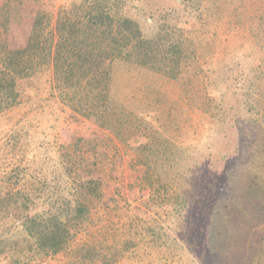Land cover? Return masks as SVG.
I'll list each match as a JSON object with an SVG mask.
<instances>
[{
  "label": "trees",
  "instance_id": "1",
  "mask_svg": "<svg viewBox=\"0 0 264 264\" xmlns=\"http://www.w3.org/2000/svg\"><path fill=\"white\" fill-rule=\"evenodd\" d=\"M32 1L38 3L40 0H9L8 6L4 5L1 11L7 17L5 29L9 28L13 15L16 17L21 13L19 7ZM178 1L198 8L191 16H182L175 21L171 15H161L151 39L144 38L139 21L126 14L129 4L153 20L155 12L147 11L145 0H81L73 3L58 16L57 38L53 34L40 36L42 38L35 34L23 48L6 47L0 52V102L10 106L18 104L27 95L37 96L38 89L31 79L53 65L61 102L72 105L85 101L102 117L108 118L115 97L110 93L108 83L97 74L107 62L184 82L185 75L193 77L201 71L196 68L201 59L199 48L206 47V37L200 28H185L193 16L205 13V18L213 20L217 26L224 25L221 23L224 18L228 19L227 34L234 27L231 23L243 16L244 23L239 29L244 37L240 39V47L248 50L245 59L254 57L256 62L249 78H244L241 83L247 110L245 116L248 117L233 124L239 139L236 159L217 155L210 161L193 163L194 147L183 148L168 140L160 141L156 146L148 142L136 149L142 152V160L151 177L170 181L175 193V198L168 199L163 206L165 219L186 209L188 200L198 190L203 201L207 198L205 204L211 199L219 207L214 219L220 235L219 247L213 255L215 264H244L248 260L246 254L228 248L227 223L253 204L246 185L264 183V164L251 156L261 153L264 157L261 119L264 114V0H260L257 12L250 14L248 9L247 16L243 10L247 0ZM111 28H116L126 42L117 51H109ZM219 34L218 30H213V39ZM203 89L206 98L201 112L212 121V126H222L225 122L222 108L226 102L225 94L220 93V82L211 79ZM217 92L220 93L218 97ZM214 130L220 134L213 133L212 140L221 135L218 129ZM93 150L95 155L92 156ZM107 155L98 141L75 137L56 146L55 153L48 159L36 164L31 161L33 164L29 168H14L0 179V264H42V259L57 255L67 256V264H119L131 255L153 258L163 249L171 250V245H166L167 241L164 244V235L158 231L160 223L147 225L144 223L147 219L138 215L130 216L123 238L115 233L113 240H109L100 233L102 238L99 239L90 231L89 227L95 224L94 211L110 207L105 201L104 190L107 173L103 165ZM221 162L225 168L220 166ZM177 203L178 208L175 207ZM32 212L34 215L31 216ZM8 222H13L11 227ZM83 232L89 238L77 241ZM145 242L149 246L146 248H150L147 253L141 251ZM251 264H264V241Z\"/></svg>",
  "mask_w": 264,
  "mask_h": 264
},
{
  "label": "rangeland",
  "instance_id": "2",
  "mask_svg": "<svg viewBox=\"0 0 264 264\" xmlns=\"http://www.w3.org/2000/svg\"><path fill=\"white\" fill-rule=\"evenodd\" d=\"M8 1L0 0V52L6 47L23 48L35 34L38 37L53 34L57 38L55 25L60 12L81 0L26 3L19 7L21 13L16 17L13 15L9 28L5 29L7 17L1 9ZM145 3L148 4V12H155L153 20L129 4L126 14L139 21L146 39H151L156 33L157 19L161 15H171L175 21L182 16H191L198 8L197 5L180 4L181 1L177 0H145ZM259 3L260 0H247V6L243 8L245 15L248 9L250 14L257 12ZM223 20L221 23L224 25L217 26L213 20L205 18V13H199L185 25L187 30L200 28L206 37V47L199 48L201 59L196 68L201 71L193 77L185 75L184 82L107 62L97 73L108 83L110 93L115 97L107 120L85 101L72 105L61 102L53 65L41 70L30 81L38 89L37 96L27 95L18 104L10 106L0 102V179L14 168H29L33 163L48 159L55 153L56 146L75 137L98 141L108 152L103 166L107 173L105 201L110 207L94 211L95 224L89 227L90 231L95 232L99 239L104 235L113 240L115 233L123 238L130 216L138 215L147 219L144 222L147 225L160 223L158 231L164 235V244L167 241L166 245H171V250L163 249L153 258L131 255L119 264H215L213 255L220 240L214 222L218 203L210 199L205 204L207 198L203 201L196 190L188 200L187 208L166 220L163 206L168 199L175 198V193L171 190L170 181L151 177L146 162L142 160V152L136 148L148 142L156 146L160 141L168 140L183 148L194 147L193 163L210 161L217 155L236 159L239 139L233 124L247 113L241 83L244 78H249L256 58L245 59L248 50L240 47V39L244 35L239 26L243 25L244 17L231 23L234 27L229 34L225 31L229 27L228 19ZM213 30L220 33L217 39H213ZM121 35L116 28L110 29L109 51L125 46ZM211 79L220 82V93L225 94L226 103L222 108L225 122L222 126H212V121L201 112L206 98L203 87ZM220 93L217 92L216 96ZM261 119L264 126V114ZM214 129H218L221 135L212 140L210 136L213 133L220 134ZM91 154L95 155L94 150ZM251 156L264 164L261 153ZM220 166L225 168L222 162ZM246 188L253 204L242 215L230 218L226 241L230 250L237 249L246 254L248 260L244 264H251L264 241V183L254 182ZM178 206L175 204L176 208ZM32 213L31 216L34 215ZM99 219L102 220L98 223ZM7 224L11 227L13 222ZM86 232L81 233L77 241L88 239ZM141 247V251L146 253L150 249L146 248L149 247L146 242ZM177 247H180L179 253ZM67 263L68 257L64 255L42 259V264Z\"/></svg>",
  "mask_w": 264,
  "mask_h": 264
}]
</instances>
